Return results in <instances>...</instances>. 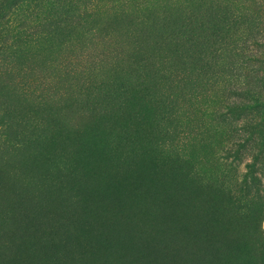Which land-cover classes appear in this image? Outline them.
<instances>
[{"label":"rangeland","instance_id":"obj_1","mask_svg":"<svg viewBox=\"0 0 264 264\" xmlns=\"http://www.w3.org/2000/svg\"><path fill=\"white\" fill-rule=\"evenodd\" d=\"M33 1L0 28V264H264V0ZM222 17L229 45L178 89L169 70L199 72L183 46ZM110 79L153 82L143 135L169 117L171 148L110 150Z\"/></svg>","mask_w":264,"mask_h":264},{"label":"trees","instance_id":"obj_2","mask_svg":"<svg viewBox=\"0 0 264 264\" xmlns=\"http://www.w3.org/2000/svg\"><path fill=\"white\" fill-rule=\"evenodd\" d=\"M33 0L31 1H20L18 3H15V0H0V28H2L5 25L12 24L11 26H15V23L12 21H8L6 19V16L8 13L14 14L16 10H23L28 9L30 10L31 5L33 4ZM13 9H16L14 12H12ZM11 16V15H10ZM9 16V17H10ZM7 22V23H5ZM220 24V25H219ZM219 24L215 25L214 27H210L207 34H203L199 39H194L192 42L188 45V47L183 46L182 50L184 52H190L191 56L189 59L191 60V64L194 65L198 70V74L195 75L193 78L191 76L186 75L187 71L184 70H169V77L171 78V84H175L178 86V89L181 88V86H184L185 84H201L206 77L213 71L215 60H217L218 53L223 49V45L226 46L229 45V39L232 35V27L230 24L225 23V18L222 17L219 19ZM13 29V28H12ZM204 29V28H203ZM241 29V28H239ZM243 30V29H242ZM195 35L193 32L190 36ZM243 36V35H241ZM175 37L174 39H177L174 44L177 46L180 40ZM189 39V37H188ZM2 47V46H1ZM0 47V48H1ZM164 65H167V67L170 65V61L165 59ZM146 71V70H144ZM191 74V73H190ZM88 81H90V78H88ZM119 79H110L106 82V85L104 84V81L101 82L102 86H106L110 89V99L108 102H110V108L112 106V103L115 105L114 98L115 96L119 99H123L124 102L119 103V110L121 112V115L118 116H112L114 119L110 122L111 125V131L113 134V147L110 150H125V149H132V150H141L139 152L140 155L149 158L150 155H156L157 151L154 149H158L159 147L164 148L161 151H165V148H171L172 143L175 144L176 142V136L178 131V123L174 124V126L165 127L166 123L170 121L169 117H163L161 118V121L159 125H162L164 127L162 130L158 131L156 133L158 137H155L156 143H159V145L151 144L149 141L152 139L150 137L145 138L146 136L143 135L144 126H147L149 128H153V124L149 120V118L152 116L150 114V109L147 108L149 105V102L151 100V93L153 88V82H149L146 87V90L142 91V89L139 91V88L133 87L132 85H123L118 84ZM148 82V81H147ZM92 83H95L94 80H92ZM198 87V86H196ZM195 88V87H193ZM233 88V85H231V89ZM246 87H243L240 89V91L243 93H248L249 97L254 98V108L258 109L260 106V101H255V95L251 94L250 89L248 88L245 90ZM255 92V91H254ZM130 94V95H129ZM142 96V97H139ZM118 100V99H117ZM85 101L89 104V108H93L97 106L96 102L89 103L88 97L86 96ZM156 107L155 111L162 110L163 114L164 112H167L168 109H171V107H167L166 100H157L155 101ZM167 109V111L165 110ZM164 110V112H163ZM115 121V124H114ZM159 127V126H156ZM118 128V129H117ZM13 127L9 125L6 122L0 123V150L3 149L5 146H10L13 144V133H12ZM156 129V128H154ZM162 137H160V136ZM154 138V137H152ZM154 138V139H155ZM175 139V140H174ZM161 143H160V142ZM153 149V150H152ZM160 151L161 155L163 156L162 152ZM127 155V153H126ZM183 158L186 157V155L181 156ZM182 165V163H180ZM177 177L176 180L178 182H191L188 180V177L185 173L188 171H185V167L180 166L176 170ZM183 174H185L186 178L183 177ZM187 187V184L186 186ZM262 231V230H261ZM253 240L255 242H262L264 244V233H256L255 237L253 236Z\"/></svg>","mask_w":264,"mask_h":264}]
</instances>
